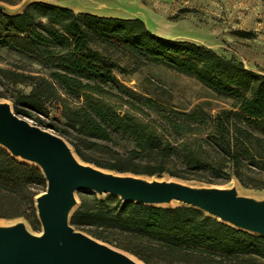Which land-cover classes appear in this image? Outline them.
Listing matches in <instances>:
<instances>
[{"label":"trees","instance_id":"1","mask_svg":"<svg viewBox=\"0 0 264 264\" xmlns=\"http://www.w3.org/2000/svg\"><path fill=\"white\" fill-rule=\"evenodd\" d=\"M31 8L38 17L30 11L0 13V47L42 58L55 68L51 78L71 92H82L86 106L66 126L73 132L70 144L83 162L117 173L202 181L206 173L213 178L226 175L223 168L227 164L238 175L243 161L255 157L264 161V75L202 45L155 36L138 19L78 15L38 4ZM90 43L120 48L192 75L216 93L237 101V111L212 117L211 135L205 139H197L193 133L188 140L164 139L154 125L113 111L107 99L115 95L72 75L78 69L99 72L100 67L110 65V59L90 48ZM112 69L122 71L114 62ZM109 70L102 73L101 82L111 80ZM22 98L25 108L39 111L32 95ZM15 112L25 114L19 109ZM195 116L194 112L183 114L188 121ZM170 126L176 130L180 124ZM118 134L130 143L122 151L112 147V135ZM212 150L218 157L211 155ZM45 188L37 167L18 161L0 146V217L35 216V197ZM69 223L146 264H264L263 236L234 228L191 206L144 205L107 195L97 203L81 201Z\"/></svg>","mask_w":264,"mask_h":264},{"label":"rangeland","instance_id":"2","mask_svg":"<svg viewBox=\"0 0 264 264\" xmlns=\"http://www.w3.org/2000/svg\"><path fill=\"white\" fill-rule=\"evenodd\" d=\"M33 4L65 8L78 15L138 19L155 36L202 45L227 60L241 62L246 69L264 75V2L262 0H13V2L0 1V13L17 15L30 11L38 17L39 13L33 12L31 8ZM89 47L104 54L105 59H110V65L113 62L118 63L122 71L109 70V65L106 68L100 67L99 72L78 69L71 71L72 75L82 83L98 85L115 95L108 96L107 99L113 111L119 116L132 115L144 123L154 125L157 133L164 139L188 140L191 133L197 139H205L208 134L211 135L212 117L223 112L237 111V101L216 93L192 75L179 72L163 63L155 64L139 56H133L120 48L98 43H90ZM62 54L63 51L60 55ZM63 67L66 69V66ZM107 70L111 72V80L101 82L100 77ZM53 71H55L54 66L42 58L12 48L0 47V104L8 106L19 119L59 137L82 164L88 165L89 163L83 162L75 154L70 144L73 132L66 126L69 120L76 116L74 113L82 114L81 108L86 106L85 100L81 96L82 92H71L51 78ZM28 95H32V99L39 106L38 112L24 107L22 97ZM15 109L24 110L25 114L15 112ZM193 112L196 113L193 121L183 117V114ZM183 122L190 126H186ZM172 123H178L180 126L174 130L170 126ZM239 124L248 128L243 123ZM190 127H193V130ZM112 139L114 140L112 147L117 151H122L123 145H130L126 138L119 134L112 135ZM214 151H211V155L218 157ZM254 153L258 152L254 151ZM15 159L37 167L35 163L20 158ZM263 162L256 157L243 161L238 175H235L230 164H227L223 168L226 175L213 178L206 173L202 176V181L182 180L168 175L142 177L148 182L170 181L196 190L233 193L238 198L262 204L264 203ZM208 180L211 182H206ZM74 196L75 205L69 213L68 220L81 201L97 203L104 200L107 194L79 190ZM176 205L180 204L172 202L163 206ZM0 223L3 225L2 228L21 225L33 236L42 233L36 211L35 216L30 219L0 217ZM101 243L131 263L133 262L131 259H134L146 264L124 250Z\"/></svg>","mask_w":264,"mask_h":264},{"label":"water","instance_id":"3","mask_svg":"<svg viewBox=\"0 0 264 264\" xmlns=\"http://www.w3.org/2000/svg\"><path fill=\"white\" fill-rule=\"evenodd\" d=\"M0 146L14 158L35 163L46 182L45 190L35 197L42 233L33 236L21 225L0 228V264H133L70 225L68 216L75 205L74 193L79 190L152 206L176 202L264 237V203L233 193L196 190L170 181L148 182L142 176L78 164L59 137L19 119L2 104Z\"/></svg>","mask_w":264,"mask_h":264},{"label":"bare ground","instance_id":"4","mask_svg":"<svg viewBox=\"0 0 264 264\" xmlns=\"http://www.w3.org/2000/svg\"><path fill=\"white\" fill-rule=\"evenodd\" d=\"M73 155V154H72ZM73 158H74V160L78 163V164H82L74 155H73ZM169 203H172V201H170V202H168V203H165V204H163V205H168ZM3 227V225L0 223V228H2ZM25 229V228H24ZM133 262V264H141L140 262H138V261H136V260H134V259H131Z\"/></svg>","mask_w":264,"mask_h":264}]
</instances>
